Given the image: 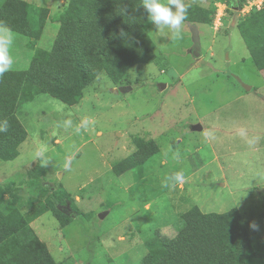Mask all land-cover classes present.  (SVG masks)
Wrapping results in <instances>:
<instances>
[{
    "label": "rangeland",
    "instance_id": "obj_1",
    "mask_svg": "<svg viewBox=\"0 0 264 264\" xmlns=\"http://www.w3.org/2000/svg\"><path fill=\"white\" fill-rule=\"evenodd\" d=\"M25 1L47 9L37 48L50 50L70 0ZM228 1L183 0L210 11L211 22H184L178 39L153 24L156 61L134 66L117 84L101 74L78 105L40 95L19 107L29 136L17 159L0 160V187L14 184L1 210L28 215L49 195H70L82 216L69 204V226L51 213L31 224L57 264H141L147 240L156 232L176 236L182 214L194 206L204 213L238 209L257 251L252 264H264L258 251L264 245V72L237 28L249 17L241 10L255 0H238V11ZM252 9L263 10L264 3ZM8 38V49H15L9 70L28 69L34 55L28 38L0 29V41ZM138 140L154 141L159 155L146 164L144 178L134 180L136 170L118 176L114 167L137 151ZM38 165L43 183L31 185L27 173Z\"/></svg>",
    "mask_w": 264,
    "mask_h": 264
},
{
    "label": "trees",
    "instance_id": "obj_2",
    "mask_svg": "<svg viewBox=\"0 0 264 264\" xmlns=\"http://www.w3.org/2000/svg\"><path fill=\"white\" fill-rule=\"evenodd\" d=\"M141 0H70L60 16V27L50 50L37 44L48 20L47 9L25 0H0V29L28 38L34 51L26 70H8L0 75V160L11 162L20 155V147L29 136L18 117L20 106L37 96L48 95L67 106L78 105L84 91L101 75L115 84L139 64L157 59V46L150 36L151 21ZM232 10L242 3L229 0ZM125 9V14L122 12ZM186 23L209 24L211 12L198 5L186 7ZM242 40L257 70L264 72V9L253 12L238 25ZM154 141H137V151L114 167L122 176L136 170L134 180L144 178L146 164L158 156ZM39 165L27 173L31 185H41L45 173ZM14 184L0 187V264H57L47 245L31 224L51 213L62 228L78 216L75 200L49 195L23 215L17 208L1 210L2 197ZM14 200V199H12ZM16 201L18 199H15ZM176 236L162 238L156 232L146 242L147 254L141 264H252L257 258L252 236L238 209L226 213H204L198 206L182 214ZM264 236V235H263ZM264 242V240H263ZM264 261V245L258 247Z\"/></svg>",
    "mask_w": 264,
    "mask_h": 264
},
{
    "label": "clouds",
    "instance_id": "obj_3",
    "mask_svg": "<svg viewBox=\"0 0 264 264\" xmlns=\"http://www.w3.org/2000/svg\"><path fill=\"white\" fill-rule=\"evenodd\" d=\"M138 8H143L147 18L156 26L157 33L162 32L165 28L171 31L173 38L181 37V30L184 21L187 19V9L183 0H141ZM125 14V9L122 8ZM11 39L0 41V75L7 72L13 60L8 54V46ZM7 128L0 127V132L6 131ZM48 163L47 159L42 161V166ZM181 179L178 175L177 180Z\"/></svg>",
    "mask_w": 264,
    "mask_h": 264
},
{
    "label": "built area",
    "instance_id": "obj_4",
    "mask_svg": "<svg viewBox=\"0 0 264 264\" xmlns=\"http://www.w3.org/2000/svg\"><path fill=\"white\" fill-rule=\"evenodd\" d=\"M263 3H264V0H255L252 4H250V6L248 7V6H244L243 7V9L241 10V13L243 14V15H250L253 11V7H257L258 8V10L259 9H261V7H262V5H263ZM224 8H225V6H224ZM252 11V12H251ZM220 20H221V13H220V11H219V14L218 15H216V18H215V24L216 25H218L219 24V22H220Z\"/></svg>",
    "mask_w": 264,
    "mask_h": 264
},
{
    "label": "water",
    "instance_id": "obj_5",
    "mask_svg": "<svg viewBox=\"0 0 264 264\" xmlns=\"http://www.w3.org/2000/svg\"><path fill=\"white\" fill-rule=\"evenodd\" d=\"M193 37H194V40H196L195 41V44H196V50H198L199 49V43H200V38H199V34H198V30L196 29V28H194L193 29ZM195 55H196V57H199L200 56V54L198 53V52H195ZM166 88V86H162L161 87V89H165ZM245 88L247 89V90H251V87H248V86H245ZM198 129H200L201 130V127H199Z\"/></svg>",
    "mask_w": 264,
    "mask_h": 264
},
{
    "label": "crops",
    "instance_id": "obj_6",
    "mask_svg": "<svg viewBox=\"0 0 264 264\" xmlns=\"http://www.w3.org/2000/svg\"><path fill=\"white\" fill-rule=\"evenodd\" d=\"M15 51V49L14 48H9L8 49V54L10 55V54H13V52ZM33 223V222H32ZM32 226V225H31ZM41 240V239H40ZM42 241V240H41ZM43 242V241H42ZM46 244V243H45ZM47 245V244H46ZM47 247H48V245H47ZM49 248V247H48ZM50 250V249H49Z\"/></svg>",
    "mask_w": 264,
    "mask_h": 264
}]
</instances>
